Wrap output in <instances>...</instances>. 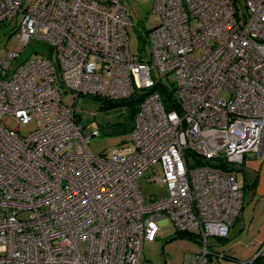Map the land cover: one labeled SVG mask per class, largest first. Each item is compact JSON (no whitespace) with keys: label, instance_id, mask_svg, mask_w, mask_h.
<instances>
[{"label":"built area","instance_id":"built-area-1","mask_svg":"<svg viewBox=\"0 0 264 264\" xmlns=\"http://www.w3.org/2000/svg\"><path fill=\"white\" fill-rule=\"evenodd\" d=\"M152 11L144 56L130 50L124 0H0V25L15 20L24 46L51 45L15 68L21 51L0 57V264H152L144 243L167 224L201 243L184 264L226 257L209 237L228 238L245 191L237 173L196 159L264 156V0H154ZM60 85L75 98L150 92L129 139L97 156L98 125L84 135ZM157 165L167 194L146 200L138 181Z\"/></svg>","mask_w":264,"mask_h":264},{"label":"rangeland","instance_id":"rangeland-1","mask_svg":"<svg viewBox=\"0 0 264 264\" xmlns=\"http://www.w3.org/2000/svg\"><path fill=\"white\" fill-rule=\"evenodd\" d=\"M240 1L243 2V0ZM124 2L130 7L132 16V24L129 26L130 50L133 54L148 56L151 45L145 39V33L158 23V15L152 11L154 0H124ZM16 24L15 20H8L0 25V57H5L8 51H21L20 57L13 61V68L30 57L36 58L42 52L48 53L51 50V45L46 40L32 39L24 46L15 31ZM173 80L174 76L171 75L170 81ZM59 88L63 102L74 105L80 115L85 136L91 135L92 122L98 125L100 135L92 136L89 140V147L95 155L109 154L114 148L129 139V132L127 129L125 130V127L131 123V120L125 106L102 107L99 100L88 96L75 98V94L61 85ZM221 97L228 98L229 94L223 92ZM11 125L17 126L16 124ZM31 129L29 126H21L20 133L25 135ZM161 176V167L157 165L154 172L149 171L139 179L138 184L146 200L160 198L167 194V187L160 181ZM241 177L238 178L240 182L242 181ZM209 241L213 245L210 250L223 252L232 238L228 240V238L209 237ZM200 250L201 243L198 240L194 239L192 235L179 236L172 224L161 227L158 238L155 241H146L143 246L144 258L152 264H184L186 254L197 253ZM213 261L216 264H245L246 262L242 259H229L228 257L218 260L214 256Z\"/></svg>","mask_w":264,"mask_h":264},{"label":"crops","instance_id":"crops-1","mask_svg":"<svg viewBox=\"0 0 264 264\" xmlns=\"http://www.w3.org/2000/svg\"><path fill=\"white\" fill-rule=\"evenodd\" d=\"M237 176H242L240 184L246 186L244 205L230 229L228 240L232 241L223 252L229 259L247 261L264 250V156L247 154Z\"/></svg>","mask_w":264,"mask_h":264},{"label":"trees","instance_id":"trees-1","mask_svg":"<svg viewBox=\"0 0 264 264\" xmlns=\"http://www.w3.org/2000/svg\"><path fill=\"white\" fill-rule=\"evenodd\" d=\"M154 89H158L165 101L166 106L171 109V108H177V103H175V100L173 99V96L171 95V92H169L167 90V85L162 84V82H159L157 84V86ZM150 92V90H136V92L130 96L129 98H125V99H113V98H105V97H98V96H93L91 98L95 99V100H99L102 104V107H108V106H125L124 108H126L128 110V114L130 117V124L127 125L125 127V130L127 129L128 132L131 131L134 122H135V118L136 115L139 111L140 105L143 102V100L145 99L146 95ZM187 155L193 156L194 154L191 152H188ZM199 163H206V164H211V165H215L217 167H220L222 169L225 170H229V171H233L235 173H240L242 171V166L240 167H234L233 165L225 162V161H217V162H202L199 161V159H196ZM245 185H243V189L245 190ZM177 234L179 236H190L192 235L194 237V239L198 240V238L194 235V233H189V232H177ZM264 260V253L259 254L255 260L253 264H262Z\"/></svg>","mask_w":264,"mask_h":264},{"label":"water","instance_id":"water-1","mask_svg":"<svg viewBox=\"0 0 264 264\" xmlns=\"http://www.w3.org/2000/svg\"><path fill=\"white\" fill-rule=\"evenodd\" d=\"M259 255V253L254 257V259L257 257ZM262 264H264V260H263V263Z\"/></svg>","mask_w":264,"mask_h":264}]
</instances>
